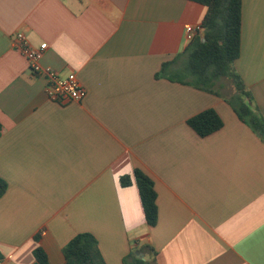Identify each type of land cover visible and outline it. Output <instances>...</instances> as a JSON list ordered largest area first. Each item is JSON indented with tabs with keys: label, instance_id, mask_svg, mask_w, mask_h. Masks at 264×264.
<instances>
[{
	"label": "crops",
	"instance_id": "obj_1",
	"mask_svg": "<svg viewBox=\"0 0 264 264\" xmlns=\"http://www.w3.org/2000/svg\"><path fill=\"white\" fill-rule=\"evenodd\" d=\"M206 12L190 0H0V264H34L37 247L65 264L85 232L106 264L134 251L152 264H264V141L226 101L231 85L218 96L159 76ZM17 32L87 98L51 101ZM235 68L264 116V0H242ZM207 109L224 125L200 137L188 120ZM137 169L155 185L154 227Z\"/></svg>",
	"mask_w": 264,
	"mask_h": 264
},
{
	"label": "trees",
	"instance_id": "obj_2",
	"mask_svg": "<svg viewBox=\"0 0 264 264\" xmlns=\"http://www.w3.org/2000/svg\"><path fill=\"white\" fill-rule=\"evenodd\" d=\"M207 8L201 31L174 61L164 63L159 76L221 96L216 89L221 79L229 80L233 94L226 101L233 107L240 120L246 123L264 141V116L259 106L235 68L241 56L242 0H190ZM172 65H177L171 73ZM188 125L200 136L207 137L220 130L224 122L214 109H207L188 120ZM1 128V125H0ZM143 212L147 224L156 226L158 221L157 192L153 180L143 171H134ZM123 187L132 181L121 178ZM8 190V183L0 178V198ZM38 239V237H37ZM138 251L143 252L144 249ZM65 264H106L97 238L88 232L79 233L64 247ZM1 256V255H0ZM34 264H51L45 250L37 247ZM123 264H152L131 252Z\"/></svg>",
	"mask_w": 264,
	"mask_h": 264
},
{
	"label": "built area",
	"instance_id": "obj_3",
	"mask_svg": "<svg viewBox=\"0 0 264 264\" xmlns=\"http://www.w3.org/2000/svg\"><path fill=\"white\" fill-rule=\"evenodd\" d=\"M200 31V25L187 26L186 39L192 42ZM13 45L27 59L31 72L35 76L44 78L45 91L51 101L67 104L82 102L87 98L88 90L77 74L63 75L53 68L43 65L44 48L34 47L23 32L13 35Z\"/></svg>",
	"mask_w": 264,
	"mask_h": 264
},
{
	"label": "rangeland",
	"instance_id": "obj_4",
	"mask_svg": "<svg viewBox=\"0 0 264 264\" xmlns=\"http://www.w3.org/2000/svg\"><path fill=\"white\" fill-rule=\"evenodd\" d=\"M220 81H221V83L223 84V86H224V85H227V87H228V86L230 85L229 80H227L226 78H223V79H221ZM223 92L225 93V90H223Z\"/></svg>",
	"mask_w": 264,
	"mask_h": 264
},
{
	"label": "water",
	"instance_id": "obj_5",
	"mask_svg": "<svg viewBox=\"0 0 264 264\" xmlns=\"http://www.w3.org/2000/svg\"><path fill=\"white\" fill-rule=\"evenodd\" d=\"M142 259H144V258H142Z\"/></svg>",
	"mask_w": 264,
	"mask_h": 264
}]
</instances>
